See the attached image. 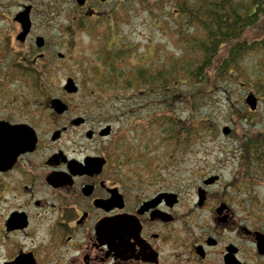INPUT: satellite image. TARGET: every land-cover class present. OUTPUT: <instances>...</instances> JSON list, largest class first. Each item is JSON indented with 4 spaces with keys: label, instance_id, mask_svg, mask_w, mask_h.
Returning <instances> with one entry per match:
<instances>
[{
    "label": "flooded vegetation",
    "instance_id": "af4514ba",
    "mask_svg": "<svg viewBox=\"0 0 264 264\" xmlns=\"http://www.w3.org/2000/svg\"><path fill=\"white\" fill-rule=\"evenodd\" d=\"M113 2L0 0V264H264V150L177 181L122 161L139 105L100 96L93 59L73 74L79 30ZM157 147L167 168L187 157Z\"/></svg>",
    "mask_w": 264,
    "mask_h": 264
},
{
    "label": "trees",
    "instance_id": "16d2710c",
    "mask_svg": "<svg viewBox=\"0 0 264 264\" xmlns=\"http://www.w3.org/2000/svg\"><path fill=\"white\" fill-rule=\"evenodd\" d=\"M122 1L121 6L128 0ZM141 5L154 15L153 24L169 34L175 48L169 47L166 55L159 50V57L147 59L134 45L126 50L111 41L110 47H101L88 64L92 69L89 78L95 88L103 94L108 92L122 108L125 103L141 99L139 103L143 108L172 110L171 114L160 113L150 121L152 127L145 128L142 152L157 147L154 144L156 133L163 139L169 137L174 143L181 141L173 111L177 101H183L177 94L185 88V94H199L204 93L205 87L211 88L215 81L218 84L242 80L254 87L264 101V34L255 40L246 36L249 29H264V0H145ZM113 13L117 15L116 10ZM133 49L136 53H132L134 62L131 63L126 51ZM205 125L203 122L202 126ZM232 135L240 141L239 149L259 151L262 148V134L232 132ZM140 161L146 166L151 162L144 158H139Z\"/></svg>",
    "mask_w": 264,
    "mask_h": 264
},
{
    "label": "rangeland",
    "instance_id": "374dc122",
    "mask_svg": "<svg viewBox=\"0 0 264 264\" xmlns=\"http://www.w3.org/2000/svg\"><path fill=\"white\" fill-rule=\"evenodd\" d=\"M90 1L93 2L96 0ZM116 1L117 2L113 3H105L101 6L105 9V12L108 11L110 17L108 20L102 22L98 19L95 21L91 20L90 26H93V29H88L86 31L79 30L78 38L75 39V72L73 74L78 77V81L80 82L82 81V77H80L81 74L79 73L78 61L82 60L81 64H84L88 59H94L95 56L99 54L101 47H110L111 41H115L118 46L126 50H129L128 48L134 45L138 53L141 55L144 54L147 59L156 58L159 50L165 51L166 55L169 53V47L175 48L169 34L164 32L163 29H160L159 26L153 24L154 15L147 13L145 10L146 7H142L141 3L145 0H128L123 6H121L122 3H124L122 0ZM70 5H74V3L70 2L69 6ZM114 10H116L117 15L113 13ZM58 20H61V18ZM263 34L264 29L262 27H256L254 29H249L246 36L249 40H255L260 39ZM122 40H124V42H122ZM155 46L158 47V50H156ZM136 50L133 49L131 52L126 51V57L131 63L134 62L132 53H136ZM223 53L224 49L221 55ZM221 55L216 59L217 63ZM212 68L211 72L213 73L214 70L212 71ZM63 79L64 74L60 73L47 79L48 82H45V90L50 92V94H52V92L57 94L58 88L64 81ZM48 85H51L53 90H51ZM209 89L212 90L208 91ZM183 90L186 91L187 89L185 88ZM184 91L177 94V98L181 97L184 102H179L178 100L176 109L173 111V114L176 116L175 120L177 122V130L181 141L174 143V141H170L169 137L163 139L164 137L160 133H156L155 136V142L158 146L157 149L169 150L171 154L176 157L178 156L179 159H182L181 155L187 156L183 158L184 161H182L181 164L180 161H178L177 165L179 169L174 168L176 165H171L167 168L166 163L162 160V155H149V152H142L141 148H143L142 145L145 140V128L151 129L152 126L150 121L154 119L155 115L157 116L160 113L168 115L172 113V110L157 108L158 111H155L150 107L143 108L139 103L141 99L134 101L140 106H137L138 109L135 113L137 116L134 117L132 121V124L135 123V121L138 122L136 127L141 129V133H137L135 137H131L127 140L128 144L132 141L133 147H129L125 150L127 156L122 157V161L129 162V164H131L130 167H132L134 162L133 166L141 167L140 171L144 176L150 175V177H152L155 173L162 171L164 177L168 175L172 176L170 178L171 181H177L179 179L187 180L190 174V168L198 165L196 162L198 160H219L220 162L218 164L220 167H230L238 161L236 156L230 157L224 155L220 157V154L224 150L233 151L239 149L240 141L236 140V138H231L229 135H224L222 133L224 126L230 127L232 130L231 132H235L238 135L262 134L263 145L261 150H264V101L261 100V96L256 93L254 87L249 86L247 82L242 80L227 83L219 82L218 84H216L215 81L212 83L211 88L205 87L202 90L204 93L185 94L183 93ZM205 91L207 92L205 93ZM251 92H255L258 97V108L253 111L250 109V106L245 103L246 96ZM97 93L106 99L110 98L108 92L103 94L98 91ZM86 94L87 91L83 90L77 97L75 96L74 100L85 101L87 100V97H85ZM154 99L157 98L154 97ZM195 102L198 103L196 104ZM117 106L123 109L121 104ZM248 109L249 111H247ZM246 111L247 113L245 114ZM236 115H240V117ZM244 115L249 119L248 121L245 120L246 118H242ZM129 117L131 116H128V118ZM231 118H233V120ZM203 122L207 124L209 128L207 125H205L207 128H203L205 127L202 126ZM130 123L131 122L127 119L125 120V130L128 131L131 127ZM187 129L193 130L194 133L190 134ZM127 135L129 136L130 134L127 133ZM138 136L139 143L136 142V137ZM164 141L166 142L164 143ZM184 150H186V152H179L176 154V151ZM139 158L150 159L151 162L146 166L142 161L138 162ZM132 168L135 169V167ZM126 171L130 172L129 168H126ZM156 176L160 177L161 175L158 174Z\"/></svg>",
    "mask_w": 264,
    "mask_h": 264
},
{
    "label": "water",
    "instance_id": "95a60500",
    "mask_svg": "<svg viewBox=\"0 0 264 264\" xmlns=\"http://www.w3.org/2000/svg\"><path fill=\"white\" fill-rule=\"evenodd\" d=\"M72 87L74 90L76 88L75 83H73V81L71 79H69L68 85ZM257 102H258V98L254 93H249L246 98H245V103H247L253 110L257 108ZM231 131L230 127L225 126L223 127V133L224 134H229Z\"/></svg>",
    "mask_w": 264,
    "mask_h": 264
}]
</instances>
